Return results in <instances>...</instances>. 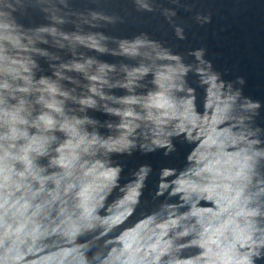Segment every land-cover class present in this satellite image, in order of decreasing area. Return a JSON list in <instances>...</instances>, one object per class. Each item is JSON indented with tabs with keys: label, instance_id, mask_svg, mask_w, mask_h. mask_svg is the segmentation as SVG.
Returning <instances> with one entry per match:
<instances>
[{
	"label": "water",
	"instance_id": "95a60500",
	"mask_svg": "<svg viewBox=\"0 0 264 264\" xmlns=\"http://www.w3.org/2000/svg\"><path fill=\"white\" fill-rule=\"evenodd\" d=\"M0 264H264V0H0Z\"/></svg>",
	"mask_w": 264,
	"mask_h": 264
}]
</instances>
